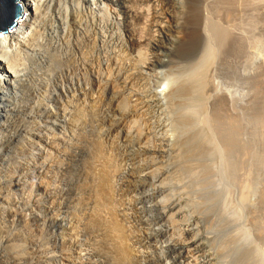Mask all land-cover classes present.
Listing matches in <instances>:
<instances>
[{
	"label": "rangeland",
	"instance_id": "rangeland-1",
	"mask_svg": "<svg viewBox=\"0 0 264 264\" xmlns=\"http://www.w3.org/2000/svg\"><path fill=\"white\" fill-rule=\"evenodd\" d=\"M101 2V7L93 4L91 7L87 4L88 12H86L85 5H83V10H85L83 20L85 18L86 25H89L87 31H89V34H97L98 36L96 37L98 39L96 38L95 43L89 45L90 42L88 40L81 38V49L85 48L83 50L89 51L88 56L97 55L103 68L107 66V63L109 64L108 58H111V63L113 57L114 59L119 57L118 54L121 57L124 55L125 57L123 58L130 56L129 58L136 59V62L138 60L141 61L139 62L140 64L138 63V67L139 70L141 69L142 74L137 77V80L135 78L129 82L115 81L110 83L103 80L101 82V91L91 92L86 97L87 99L85 98L83 101L78 94H81L80 91L83 88H90L91 82L83 78L81 80L79 76L83 77L86 74L85 71L83 74L81 68L75 69L76 73L74 72L73 75L76 80L74 77L73 80L76 82L79 79L80 82L76 84V88L74 85L73 89H71L75 92L67 93L69 97L65 96L62 99L65 102H62L63 105L61 106V103L59 106L61 108L66 106L68 110H73L74 108V112L81 110L83 117L85 116L83 118V133L85 136L87 135V139L84 142L77 141L75 140L76 137L72 135L73 132H70L72 135L70 140L75 143V145L68 147L71 150V154L73 153L71 158L67 160L71 170L67 187L69 186L71 193L69 191L68 196L70 197L66 200L64 199L63 203L61 200L59 207L54 210L59 215L60 220L58 223L60 224L53 223L51 229H49L51 230L49 234L55 233L58 235L57 239H54V253L59 254V250L64 248V243L59 239L60 226L67 223L70 218L69 215L72 214V217H77L76 219L73 218L75 226L74 236L76 234L79 236V239L78 236L75 238L77 245L78 243L80 244L72 248H76L77 251L79 249L82 250H79L81 252L79 257L75 258L73 256L74 260L72 259L71 262L60 259L58 254L54 260H50L47 257L46 259L50 261H48L49 264H62V262L68 264H135L139 252L141 254L140 258H144L142 255L152 253L158 258L165 259L168 264H187L186 261L189 264H244L243 256L244 260L248 259L251 263L260 264V259L264 261V258L263 256L254 255L253 250L255 248L259 250L262 249L261 247L264 248V0H214V6L206 0L202 2L204 8L203 22H207L209 25L213 24V28L204 35L208 36V40L204 37L205 40L201 47L195 52L188 53L179 50L169 52L166 47H161L160 51L155 52L144 43L137 44L135 50L130 49L131 45L127 28L121 22H118L114 16L122 8L117 5L115 0H101ZM16 3L21 7V13H25L26 4L28 6L31 4V11L26 10L25 17L31 13L33 14V19L31 24H24L25 26L19 34L13 35L15 40L13 38L11 44L9 40L2 41V49L7 52L5 57L15 56L18 48L16 39L24 43L29 42L32 32L38 30L36 32H38L39 38L36 43L41 45L45 55L55 60L53 63L57 69L59 68L58 70L65 68L68 64V54L74 49V43L72 44V41L68 43L65 39L69 32L70 22L66 15L67 11L62 12V10L69 5L65 3V0H60L55 11L45 9V12L43 11L40 14L41 16L38 17L40 11L34 10L38 6V0H17ZM152 3L153 1H149L147 5L144 3L143 5L152 12ZM159 6L157 5L156 7L158 8H154L156 12L160 10ZM111 7H113L112 11H110ZM211 10L214 12V16L212 15L214 19H210ZM208 15L210 16L208 17ZM145 20L143 17L140 18L141 22ZM132 21L130 18L129 22ZM95 22H97L96 27H94ZM13 26L15 27L16 25L14 24ZM140 26L143 27L145 24L141 23ZM83 28L78 29L79 33L84 31ZM145 28L146 26L144 30ZM17 29L19 28H15V30ZM15 30H11L9 33ZM132 30L133 27L131 26L130 31ZM228 31H230L231 36L228 39L229 41H226V35L224 34ZM167 32L170 34L171 41L178 40V33L174 29H170ZM163 41L168 47L171 46L168 38H163ZM88 45L91 47L89 48ZM24 50L25 53L22 52L21 56L24 57L23 60L26 59L25 56L28 53L39 56L29 48H24ZM74 50L76 51V48ZM146 50L149 54L148 52L146 53ZM145 57L147 62H143L146 61ZM126 60L129 61L130 59L126 58ZM37 65L41 69L47 66L44 59H39ZM23 67H20V69ZM138 67L134 69L138 70ZM77 75H79V78ZM0 76L2 77L1 74ZM23 81L28 83L25 77ZM56 84L58 86L60 84L64 85L61 79L56 78L50 88L58 91L59 88ZM78 84L81 88H77ZM2 85H4L3 80L1 81V87ZM2 90L3 88H0V92ZM27 95L26 97L29 98ZM68 98L71 104L66 103ZM18 102L21 104L23 100L14 101L10 99L8 104L11 106V110L5 111L4 114L13 113L14 115V113H18L15 114V118L22 115L27 119L25 123L29 125L31 118L28 115L22 112H15L12 109ZM45 102L49 101L46 99ZM64 103L67 105H64ZM112 103L120 108L117 107L120 112L119 110L108 112L107 108L109 109V104L111 105ZM49 104L56 108V104L52 101ZM36 111L37 113H42L45 109L40 106ZM188 112L196 113L193 114L195 116L191 120L186 114ZM216 113L224 115V118H216ZM99 116L100 118H98ZM106 116L112 118L115 123H118L121 118L127 120L129 138L126 141L120 139V131L116 133L114 138L109 135L107 137V125L100 124V119H104ZM5 118L6 116L4 115L2 121ZM62 118L53 117L50 119L66 127L64 118ZM36 119L41 120L39 117ZM194 121H200L198 127L204 128L217 151L215 155L218 169L216 180L219 192H217V198L211 201H208V195L206 194L193 193L188 178H186L189 183L187 187H183V184L179 181L188 172L187 166L184 165L185 161V164L191 163V165L198 163L199 158L197 156L192 158L189 156V152L187 153L189 150L188 142L191 139V124ZM238 121L245 125L244 130L241 131L240 143L238 144L235 139L236 141L233 145L228 146L216 126L219 122H222V124L231 123L236 126ZM43 123L45 124V122ZM15 125L16 123L13 126L15 127ZM47 125L50 129V131L47 129L48 133H51L54 128L60 135H64L63 131L66 128L61 127L59 129L57 128L58 125L52 123ZM6 133L9 135V130H6ZM70 133L67 131L65 137L68 138ZM226 135L228 136L227 138H231V136L235 138L237 131L233 128V132L227 131ZM19 139L22 140L21 143H26L22 136ZM19 139H12L10 142H18ZM78 143L82 146L84 143L86 144L85 153L80 150L82 146H79ZM241 144L246 146L244 150L241 148ZM16 149L14 148L13 150ZM228 149H231L232 156L227 155ZM0 150L2 149L0 148ZM34 150L39 152L38 149ZM3 152L4 154L13 153V160L16 157L19 159L23 157V155H20V151L18 152L17 150L15 152L8 150ZM96 152L102 154V158L101 155L100 157L97 156ZM53 155L55 157V153ZM109 156H112L113 163L110 164L113 170L106 163ZM7 161L0 162V181L2 184L4 180L1 178L3 176L2 169L7 165ZM104 163L108 168H104ZM230 165L235 169L231 170L232 166ZM132 171H136L138 179L132 178ZM102 173L106 177L110 175L111 178L109 177L105 180L108 183L103 182L106 177L103 178ZM98 176H101V178ZM102 178V183L104 184L99 185L102 184ZM36 180L37 183L40 182L39 178ZM132 180L135 182V186L129 192L127 184ZM109 182L111 187L107 188ZM87 184H89V188L85 187ZM243 187L246 188L247 198L244 197ZM80 188H84V190L82 191ZM86 189L88 193L85 191ZM16 191L12 192L17 200L20 195L16 194ZM39 196L41 198L40 203L53 201L46 192H41ZM221 199H225V202L235 212V214L233 213L235 220L228 226L225 225L224 222L226 221H224L223 217H220L217 211L216 203ZM156 201L157 203H155ZM83 203L85 206L82 205ZM131 203H134L135 206L137 205L141 217L140 221L131 215L133 213ZM93 205H96L97 209H94L95 206ZM18 206L19 213L23 212L21 213L24 216L23 220L30 221L31 210L27 209L30 205L19 203ZM3 210V204L0 203V228L4 235L0 239V253H4V246H9L11 254H13L11 247L14 249V244H19L21 249H24L23 246L28 245V243L31 246L32 243L26 241L27 239L25 238V222L20 221L22 216L20 214L16 215L14 221L11 219L12 222L8 218L4 219ZM44 213L46 214L48 211ZM113 217L117 218L114 219ZM94 224H96V228ZM100 225L103 226L104 232H107L104 233L101 227H97ZM97 229L98 232L96 231ZM142 230L147 231L149 234L147 235L149 236L147 238V246H144L146 239L144 242L140 240L142 238ZM45 232L42 231L39 236L44 233L41 236L42 241L44 239L49 241L52 236L46 235L48 231ZM124 232L128 233L127 236L131 233L128 237H133L134 235L133 241H131L132 239L129 240ZM136 232L138 233L136 234ZM96 233L101 237H98ZM104 234L106 235L104 236ZM182 234L186 235L185 240L183 239L185 235L182 236ZM195 234L196 236L198 235V238L195 237ZM189 237L197 239L192 238L194 243L186 244L185 242L190 240ZM126 239H128V243L131 242L129 243L130 245H128ZM180 239H183L184 243H179ZM232 239H238V242ZM86 240L90 241H88L89 244ZM176 241H178L177 244L175 243ZM124 245L126 247L122 249ZM226 245H232L234 249H224ZM132 246L135 247L132 248ZM130 248L133 251H130ZM128 249L130 250L128 251ZM123 252L127 253L123 254ZM135 252H138V255ZM134 253L135 255L133 256ZM173 255L176 257H173Z\"/></svg>",
	"mask_w": 264,
	"mask_h": 264
},
{
	"label": "bare ground",
	"instance_id": "bare-ground-1",
	"mask_svg": "<svg viewBox=\"0 0 264 264\" xmlns=\"http://www.w3.org/2000/svg\"><path fill=\"white\" fill-rule=\"evenodd\" d=\"M27 1H30V0H27ZM34 1H37V0H34ZM58 1H60V0H38V6L34 10H36L37 12L40 11L38 14V17H40L41 16L40 14L43 13V11L45 9H51V11H55L56 8L58 7ZM149 1H153V3H152L153 5H151V7H153L152 12L149 8H145L143 5V3L147 5V2L149 3ZM204 1L205 0H115L117 5H119L122 8V10H119L116 13L114 12L115 13L114 16L118 22H121L127 28V31L129 34L130 45H131L130 49H132V50H135V48H136L135 46H137V44H143L144 43L147 45V47L152 48V51H155V52L160 51L161 47H166V49L169 52H173L175 50H179V51L187 52V53L193 52V51L195 52V50H198L201 47L203 41L205 39H207L208 36H204L207 34L206 32L211 31L210 29L213 28V24L209 25V23L203 22L204 21L203 20L204 19V12H203L204 8H203L202 2H204ZM206 1L209 3H212V5H213L214 0H206ZM16 2H17V0H16ZM65 3L68 4L69 6L67 8L66 7L63 8L62 12L67 11L66 15L68 16V18H69L68 21L70 22L69 23L70 24L69 32L66 35L65 39L67 40L68 43H70V41H72V44L74 43L73 44L74 49L76 48V51L72 48L73 51L72 52L70 51L71 53L68 54V62H67L68 64L66 66L64 65L65 68L63 67L62 69L58 70L59 68L57 69L53 63V61H55V60L51 59L52 57L50 58L48 55H45V53L42 51L41 45L39 43H36V41L39 38L38 32H36L38 30H36L35 32H32L31 36L29 37V39H30L29 42L24 43L23 41L16 39L17 40L16 44H17L18 48L16 50L17 52L15 53V56L13 55V57H12V55H11V57H8V56H7L8 58L5 57V54L7 52L5 50L3 51V49H2V46H1L2 41L3 40H6V41L9 40V42L11 44V41L14 38L13 35L19 34L21 32V30L24 28V26H25L24 24H31L32 19H33V14L30 13V15H27L25 17V13H27L28 10L31 11V8H30L31 4L29 6L26 4L25 13L20 12V17L15 18L14 22L12 23V26L9 29L5 28L2 32H0V74L2 75V77L0 76V88H3L2 92H0V94H1L0 95V148L2 149V150H0V162L8 160L6 162L7 165L4 166L5 168L2 169L3 176H1V178L4 179L3 184L5 186L0 181V192H2V194H0V203L3 204V207H4V210H3L4 219L8 218V219H10V220L12 219L14 221V218L16 217V215L20 214V216H22L21 213H23V212L19 213V206H18L19 203H23L24 205H30L27 209L31 210L30 215H32L31 218L29 217L30 221H28V222L23 220L24 216H22V219L20 220V221L25 222L24 226L26 228V232H25V238L27 239L26 241H28V242L30 241L32 243V245L29 246V243L27 242L28 245L23 246L24 249H21L19 247V244L18 245L14 244V249L11 247V251L13 252V254L10 253L9 246H4V250H3L4 253L3 254L0 253V264H46V263L49 264L50 261L46 259L47 257H49L50 260H54L57 257L58 253L57 254L54 253L55 252V244H54L55 240L54 239L55 238L57 239L58 235L55 233L49 234L51 231L49 229H51V226L53 223H58L60 220L59 215H57L58 213L56 214V212L54 210H56V208L59 207L61 200L63 203L64 199L66 200V199H68V197H70V196H68L69 191L71 193V189L68 188L69 186L67 187V185H68L67 182L70 179L69 176H70V172H71L70 165L67 162V160H68V158H71L73 153L71 154V152H70L71 150L68 147L75 145V143H73V141L70 140L71 139L70 137L73 135L74 137H76L75 140L80 141V142H82V141L84 142L87 139L86 138L87 135L85 136V134L83 133V123H84L83 118L85 116L83 117L81 110H78L79 107L77 106L78 109L76 108V110H78L77 112L76 111L74 112V108H73V110H68V108L66 106H63L64 108L63 107L61 108V106L63 105L62 102H65V100L62 101V99L65 96H68L67 93L74 91L71 89H73L74 85L76 88V84L78 82H80L79 79H78L79 81L77 80L75 82L76 77L73 75L75 72V69L81 68L83 70V74H84V71L86 73L83 75V77L79 76V75H77V77L79 76L81 78V80L83 78V79L89 80V82H91L90 88L89 87H88V89L83 88V90L80 91L81 94L77 93L78 96L80 95L79 98H82L83 101L91 92H93V91L100 92L101 91V89H102L101 88V84H102L101 82H103V80L104 81L106 80L107 82H110V83L111 82L113 83L115 81L116 82H118V81L129 82L131 80H134L135 78L137 80V77L140 74H142L141 69L139 70V67H138V65L140 64L139 62H141V61H139L138 59H137L138 62H136V59L133 60L134 58H129L130 56H127L126 58L130 59L128 61V60H126V58H123V57H125L124 55H122V57H121V55L118 54L119 57L118 58L115 57V59L113 57L112 58L113 60L111 61V63H110L111 58H108L109 64L107 63V66H105L103 68V67H101L103 65H102L101 61L99 60V58L97 57V55L92 54V55L88 56L89 51L87 52V51L83 50L85 48L81 49V46H80L81 45L80 44L81 38L88 40V42H90V44L89 43L88 44L91 45V43H95L96 38H97L96 36H98L95 33H94L95 35L89 34V31H87L88 30L87 28L89 25H86L85 18H84L85 21L83 20V17L85 16V10H83V5H85L84 8H86V12H88L89 10L87 9V6H86L87 4H89L90 6L93 4V5H96L98 7H101V3H102L101 0H65ZM127 3H129L130 5ZM157 5H160L159 6L160 10L158 11L156 9L158 12H156L154 9V8H158V7H156ZM112 9H113V7L110 8V11H112ZM131 12H133V13H131ZM213 13H214L213 10H211V16L208 15V17L210 16V19L212 18V15L214 16ZM141 17H143L144 20L145 19L146 20L141 22L140 21ZM130 18L133 20L132 22H129ZM39 19H37V20L39 21ZM212 19H214V18H212ZM139 23L145 24V26H146L145 30H144L145 26L141 27ZM210 23H211V21H210ZM14 24L16 25L15 27L13 26ZM92 25H93V23H92ZM95 25L97 26V22L94 23V27H96ZM131 26L133 27L132 31H130ZM210 26H211V28H210ZM12 27H14V28H12ZM17 27L19 29L15 30V28H17ZM80 28L84 29V31H82V33H79L78 29H80ZM208 28H209V30H208ZM170 29H174L175 32L178 33V40L177 41H173V40L171 41L170 34L167 32ZM11 30H15V31L14 32L12 31L9 33V31H11ZM224 35H226L225 40L227 41L229 39V37L231 36L230 31H228ZM204 37H206V38L204 39ZM163 38H168V40L171 43L170 47H168L166 44H164ZM69 39H71V40H69ZM14 40H15V38H14ZM226 41H225V43H226ZM222 43L225 44L224 42H222ZM90 47L91 46H89V48ZM24 48H29L30 50L35 51L36 54H38L39 56L28 53L27 56H25L26 59H24L27 61H24L23 60L24 57H21L22 52L25 51ZM86 48H88V47H86ZM72 49H70V50H72ZM95 52H97V51H95ZM147 52L148 51L146 50V53ZM155 52H154V54H155ZM41 54H42V56H41ZM148 54H149V52H148ZM93 55H94V57H93ZM147 58H146V61H143V62H147ZM39 59L40 60L44 59V61L46 62V65H47L46 68L41 69L38 67L37 63H38ZM157 60H159V59L157 58ZM148 62H151V61H148ZM20 67H23V68L20 69ZM135 67H136V69L138 67V70H135L134 69ZM77 73H80V72H77ZM24 77L27 79L28 83H25L23 81ZM73 77L75 80H73ZM56 78L61 79L62 83H64V85L60 84V86H58L56 84V86L59 88L58 91H55L56 89L52 90L50 88L52 82ZM2 80L4 82V85H2V87H1V81ZM83 82H84V80H83ZM211 86H213V85H211ZM108 87H109V84H108ZM77 88H81L79 84H78ZM203 88H204V86H203ZM116 90H117V88H116ZM158 92H160V91H158ZM216 92H218V91H216ZM26 95L29 96V98H27ZM10 99H13L14 101H16V100L22 101L23 100V102L21 104L19 102L17 104H15L12 109L15 112H22L23 114L28 115L29 118H31V120H29V123H30L29 125H28V123H25V120H27V119L24 118L22 115L18 116V118H15L16 117L15 114H18V113H14V115H13V113L4 114L5 111L11 110V106L8 104ZM46 99L49 102H45ZM51 101L56 104L55 105L56 108L53 107L51 104H49ZM78 102H79V100H78ZM66 103L71 104L69 98L66 100ZM108 103H110V102H108ZM59 104H61V106H59ZM67 104L64 103V105H67ZM40 106H43L45 111L42 113L41 112L37 113L36 110L39 109ZM117 107L115 106V104L112 103L111 105L109 104V109L107 108V110H109L108 111L109 113H110V111L115 112V111H118L120 109L119 107H118L119 109ZM119 112H120V110H119ZM217 112H218V110H217ZM194 113L188 112L186 114H187L188 118L191 120L195 116V115H193ZM35 114H36V116H35ZM4 115L6 116V118H5V120L2 121V117ZM37 117H39L41 120L36 119ZM53 117L54 118L63 117L66 127L61 126L60 124L54 122L53 119H50ZM215 117L216 118H224V115L216 113ZM98 118H100V116ZM100 121H101L100 122L101 125H107V127H108V128L106 127L107 128V130H106L107 137L110 136V137L114 138V136H116V133L120 131L121 134H119V137L121 135V138H120L121 140L126 141L129 138L128 137L129 136V130H128L129 126L127 124L126 119L121 118L118 123H115V122H113L112 118L106 116L104 119L103 118L100 119ZM43 122H45V124ZM97 122H99V121H97ZM194 122L191 124L192 125V127H191L192 130L190 129L191 139L188 142L189 150L187 151V153L189 152V156L192 158L194 156L195 157L197 156L199 158L198 163H195V165H191V163L185 164L186 163V161H185L184 165L187 166L188 172H187V175L185 177L183 176L184 178H180L179 181L183 184V187H187L189 185V183H191L190 188H192L191 191H193V193L206 194V195H208V201H211V200L217 198V192H219L218 191L219 186H218V182L216 180V176L218 174V172H217L218 169H217V161H216L215 155L217 154V151H216L214 143L208 137V134L205 132L204 128L198 127L200 125V121H197V122L194 121ZM15 123H16V125L14 127L13 125ZM49 123L58 125L57 128H59V129H61V127L66 128L63 131L64 135H60V133L58 131H55L54 128H53V130L51 129L52 130L51 133H48L47 129L49 131H50V129H49V126L47 124H49ZM100 124H98V125H100ZM244 127H245V125H243L241 121H238V124L236 126H233L231 123L222 124V122H219L216 126V128L219 130V133H221L223 135V140H224L225 144L228 146L233 145V143L236 140H237L238 144L240 143L241 131L244 130ZM9 128H12V129H9ZM233 128H234V130L237 131V135H235V138H233V136H231V138H227L228 136L226 135V132L227 131L233 132ZM6 130H9V133H10L9 135L6 133ZM67 131H68V133L73 132L72 135H71V133L69 134L68 138L65 137ZM20 136L23 137V139L26 141V143H24V142L21 143L22 140L19 139ZM105 136H106V134H105ZM12 139H19V141L18 142H10ZM121 140H119V141H121ZM97 144H98V142H97ZM28 145H29V147H28ZM76 145H77V143H76ZM78 145H79V143H78ZM79 146H82V145H79ZM83 146L80 148V150L83 153H85L86 144L84 143ZM241 146H242L241 148L243 150L246 147L244 144H241ZM14 148H17L16 150L18 152L20 151L19 153H21L20 154L21 156L23 155L22 159H19L16 157L17 159L15 158L13 160V158H12L13 153L4 154V152H3L5 150H8L10 152H15L16 150H13ZM97 148H98V146H97ZM34 149H38L39 152H37V151L35 152ZM96 150H98V149H96ZM230 150L228 149V151H227L228 156L233 155V154H231ZM98 152H96L97 156L100 157V155H101V158H102V154H99ZM54 153H55V157L53 155ZM86 153H88V152H86ZM244 154H245V152H244ZM53 157H54V160H53ZM111 157L112 156H109L110 160L109 159L106 160L107 161L106 163H108L109 168H110V166L112 167L111 164L113 163ZM103 158H105V157L103 156ZM101 160H103V159H101ZM241 160H242V158H241ZM187 161H188V159H187ZM84 163H85V160H84ZM106 166L107 165L104 163V168H108ZM230 166H232V165H230ZM234 169L232 166L231 170H234ZM0 170H1V167H0ZM112 170H113V167H112ZM104 173L106 174V172H104ZM111 173L114 174L113 172H111ZM102 176H104L103 173H102ZM131 176H132V178L136 179L137 178L136 171H132ZM98 177L101 178V176H98ZM105 177L106 176H104L103 178H105ZM109 177H110V175L108 177H106V179H104V181L102 178L101 183H102V181L108 183V181H105V180H107ZM37 178L40 179V182H38V183L36 180ZM186 178L189 179V183H188V181H186ZM113 179H114V177H113ZM83 181H84V179H83ZM109 181H111V180H109ZM85 183H88V182H85ZM134 183L135 182H133V180H132V181H129V183L127 184L129 192H131V190H133V187L135 186ZM103 184L104 183L99 184V185H103ZM82 185H83V183H82ZM88 185L89 184L85 185V187L89 188ZM108 187H111L110 182H109V185L107 186V188ZM81 188H80V190L83 191L84 188L83 189H81ZM15 190H17L16 194L20 195V198L17 200L14 198V194L12 192ZM85 191L87 192V189ZM41 192H46L48 194V196L51 197V199H53V201L52 202L48 201V203L47 202L40 203L41 198L39 195H41ZM243 192H244V197L247 198V196H246L247 191H246L245 187H243ZM81 196H83V195H81ZM85 201H86V199H85ZM97 202H99V201H97ZM84 203L82 205H84ZM95 203H96V201H95ZM155 203H157V201ZM216 204H217V211H218L220 217H223L224 221H226V222L223 221L225 223V225L228 226L230 223L232 224L235 220L233 217V213L235 214V212L233 211V208H231L225 202V199L219 200L218 203H216ZM96 205H93V206H95L94 209H97ZM131 206H132L131 209L133 210V211L132 210L131 211L133 213L132 214L130 213V214L132 216H134L135 218H137L138 221H140L141 217H140L139 211L137 209V205L135 206L134 203L133 204L131 203ZM63 207H64V204H63ZM119 209H122V208H119ZM61 210H62V208H61ZM116 210H118V209H116ZM46 211H48V213L45 214L44 212H46ZM71 215H69L70 218L67 220V223L62 224L60 226L61 227V233L59 235L60 236L59 239L64 243V245H63L64 248L59 250L61 254L59 253L58 255L60 256V259L65 260L67 262H71L73 259V256L75 258L79 257V253H81V252H79L80 249L77 251L76 248H74V249L72 248L73 246H78L80 244L78 243V245H77V241L75 238L78 235L76 234V236H74V234H75L74 219H76L77 217H72L73 215L72 216ZM116 218H114V219H116ZM78 220H79V218H78ZM58 224H60V223H58ZM94 225L96 228V224H94ZM138 226H139V223H138ZM91 227H93V226H91ZM97 227L102 228L103 226L100 225ZM142 228L144 229L143 226H142ZM42 231L44 233H46L45 231H48L46 235L52 236L49 239V241L48 240L45 241L44 237H46V236L43 237L44 240L42 241L41 236L44 233L41 236H39V233H41ZM96 231L98 232V229ZM102 231L104 232L103 228H102ZM105 232H107V231H105ZM138 232H136V234ZM124 233L126 234V232H124ZM124 233H122V234L125 235ZM127 234H126V236H127ZM130 234L128 236H130ZM134 234H135V232H134ZM98 235L99 234H97V236ZM105 235L106 234H104V236ZM147 235H149L148 232L143 231V233L141 234L142 238L141 239L138 238L141 240V242H144L146 239L144 246L146 245L147 238L149 237ZM184 235L182 234V236H184ZM186 235L184 236V238L182 237L184 240L186 239L185 238ZM3 236L4 235L2 233V229L0 228V239ZM98 237H101V236H98ZM121 237H123V236H121ZM127 237H125V238H127ZM131 237H128V239L129 240L132 239L131 241H133L134 235L132 238ZM195 237L198 238V235L196 236V234H195ZM87 238L90 239L89 237H87ZM192 238L189 237L190 240L185 242V243L186 244H193L194 241L192 240ZM197 238H193V239H197ZM78 239H79V236H78ZM128 239H126L127 243H128V241H127ZM183 239H180L179 243H184ZM102 240H104V239H102ZM123 240H125V239H123ZM232 240L235 242H238V239L237 240L232 239ZM135 241H136V238H135ZM180 241H182V242H180ZM89 242H88V244H89ZM91 242H92V240H91ZM95 242H96V240H95ZM177 242L178 241H176L175 243L177 244ZM129 243H131V242H129ZM129 243H128V245H130ZM125 247H126V245H124V247H122V249ZM134 247L135 246H132V248H134ZM68 248H71V249H68ZM132 248H130L131 250L128 249V251L129 250L133 251ZM261 248L262 249H260V250L255 248L253 250L254 255L256 254L257 256H263V258H264V248L263 247H261ZM224 249L233 250L234 247H232V245H226ZM126 253L123 252V254H126ZM135 253L133 254V256L135 255ZM128 254H129V252H128ZM138 254H137L138 255L137 260L135 259L136 260L135 264H168L165 259L158 258V256L156 257L152 253H147L145 255H142V256H144V258H140V255H141L140 252ZM173 257H176V256L173 255ZM242 260L245 261L244 264H256L255 262L251 263L250 261H248V259L244 260V256H243ZM73 262H76V261H73ZM186 263L189 264L187 261H186ZM62 264H68V263L62 262ZM260 264H264V261H261V259H260Z\"/></svg>",
	"mask_w": 264,
	"mask_h": 264
},
{
	"label": "water",
	"instance_id": "water-1",
	"mask_svg": "<svg viewBox=\"0 0 264 264\" xmlns=\"http://www.w3.org/2000/svg\"><path fill=\"white\" fill-rule=\"evenodd\" d=\"M20 8L16 0H0V32L9 29L15 18L20 17Z\"/></svg>",
	"mask_w": 264,
	"mask_h": 264
}]
</instances>
